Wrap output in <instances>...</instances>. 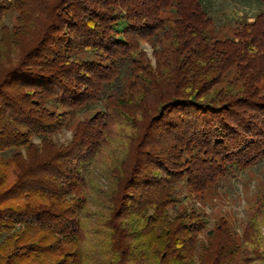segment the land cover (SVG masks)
Masks as SVG:
<instances>
[{
  "label": "trees",
  "instance_id": "16d2710c",
  "mask_svg": "<svg viewBox=\"0 0 264 264\" xmlns=\"http://www.w3.org/2000/svg\"><path fill=\"white\" fill-rule=\"evenodd\" d=\"M212 21L200 0H0V264H264V197L207 240L175 203L264 158V9Z\"/></svg>",
  "mask_w": 264,
  "mask_h": 264
},
{
  "label": "rangeland",
  "instance_id": "374dc122",
  "mask_svg": "<svg viewBox=\"0 0 264 264\" xmlns=\"http://www.w3.org/2000/svg\"><path fill=\"white\" fill-rule=\"evenodd\" d=\"M206 11L212 16V24L209 26L211 35L222 37L233 35L241 25L242 20L252 21L255 15L264 9L261 0H200ZM175 8L170 7L162 13L165 18H174ZM16 12L8 11L2 24L12 25L15 22ZM162 48L161 45L154 47L151 42L141 40L140 49L147 53L148 59L153 65L156 64L154 49ZM95 114V111H80L68 114L67 124L57 131L53 137L56 143H69L73 138L76 127L84 120ZM38 142V139L35 138ZM179 191L177 208L199 209L209 218V227L201 233V238L207 240L206 232L213 223L220 218H225L240 234L243 232L245 222L253 213L258 203L264 197V158L258 160L244 170H235L226 178H220L218 184L211 185L204 192L190 190L185 178L177 181ZM92 208V206H91ZM94 209V208H93ZM16 228H23V224H15ZM14 229H12L13 231ZM11 231V232H12ZM9 232V231H7ZM6 233L0 236V243L6 237Z\"/></svg>",
  "mask_w": 264,
  "mask_h": 264
}]
</instances>
